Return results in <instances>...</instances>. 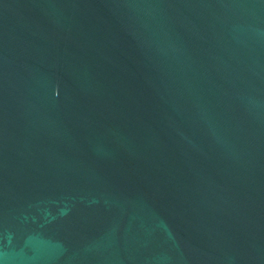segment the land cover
<instances>
[{
	"label": "water",
	"instance_id": "95a60500",
	"mask_svg": "<svg viewBox=\"0 0 264 264\" xmlns=\"http://www.w3.org/2000/svg\"><path fill=\"white\" fill-rule=\"evenodd\" d=\"M0 264H264V0H0Z\"/></svg>",
	"mask_w": 264,
	"mask_h": 264
}]
</instances>
